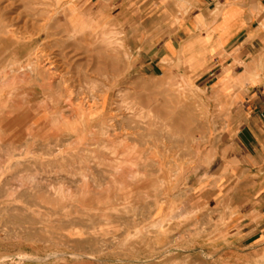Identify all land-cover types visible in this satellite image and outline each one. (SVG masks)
I'll return each instance as SVG.
<instances>
[{
    "label": "rangeland",
    "instance_id": "obj_1",
    "mask_svg": "<svg viewBox=\"0 0 264 264\" xmlns=\"http://www.w3.org/2000/svg\"><path fill=\"white\" fill-rule=\"evenodd\" d=\"M193 13L184 0H0V62L20 58L0 68L2 108L29 112L0 117V264H264L192 185L216 167L220 109L158 49L181 47L174 19Z\"/></svg>",
    "mask_w": 264,
    "mask_h": 264
},
{
    "label": "crops",
    "instance_id": "obj_2",
    "mask_svg": "<svg viewBox=\"0 0 264 264\" xmlns=\"http://www.w3.org/2000/svg\"><path fill=\"white\" fill-rule=\"evenodd\" d=\"M184 2L194 13L174 19L181 47L166 39L158 53L163 52L164 62L177 57L189 78L211 90L221 127L216 167L192 185L225 219L235 242L264 247V0ZM9 57L0 68L20 60ZM7 100L5 108L0 100V117H16L11 124L28 117L20 99Z\"/></svg>",
    "mask_w": 264,
    "mask_h": 264
},
{
    "label": "bare ground",
    "instance_id": "obj_3",
    "mask_svg": "<svg viewBox=\"0 0 264 264\" xmlns=\"http://www.w3.org/2000/svg\"><path fill=\"white\" fill-rule=\"evenodd\" d=\"M11 15V14H10ZM102 33V32H101ZM101 33L99 34L100 36H101ZM101 38L104 40V42H107V43H112L113 42V35H112V32H108V33H103L102 34V36H101ZM100 38V39H101ZM101 39V40H102ZM67 102V101H66ZM90 102V101H89ZM186 102V101H185ZM60 106V105H59ZM137 109V108H136ZM80 110V109H79ZM141 112V111H140ZM13 134V133H12ZM114 149H115V147H114ZM115 151V150H114ZM129 151V150H128ZM122 152H120L119 153V157H122L121 155L123 154H121ZM124 153H126V152H124ZM113 154V153H112ZM116 154V153H115ZM121 154V155H120ZM127 154H129V153H127ZM124 155H126V154H124ZM128 156H130V154L128 155ZM123 158V157H122ZM130 158V157H129ZM116 160V159H115ZM128 160V159H127ZM6 161V160H5ZM113 161V160H112ZM125 161V160H124ZM124 161H122V162H124ZM133 161V160H132ZM132 161L130 162V160H129V162L130 163H128L129 165L132 163ZM113 162H115V161H113ZM117 162V161H116ZM121 162V161H120ZM127 162V161H126ZM136 163V162H135ZM125 165H126V163H124ZM117 165H118V162H117ZM122 166H124V165H122ZM121 166V167H122ZM117 168V167H116ZM115 168V169H116ZM117 171V170H116ZM1 173V172H0ZM133 177H134V175H133ZM100 180V179H99Z\"/></svg>",
    "mask_w": 264,
    "mask_h": 264
}]
</instances>
